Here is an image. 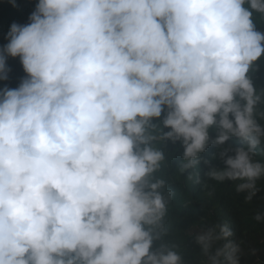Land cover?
Here are the masks:
<instances>
[{"label": "clouds", "instance_id": "clouds-1", "mask_svg": "<svg viewBox=\"0 0 264 264\" xmlns=\"http://www.w3.org/2000/svg\"><path fill=\"white\" fill-rule=\"evenodd\" d=\"M254 12L264 0H38L12 23L0 80L9 57L26 76L0 89V264H184L153 250L174 195L164 142L181 143L178 169L197 183L215 147L223 167L205 176L251 201L264 179ZM233 236L199 229L204 264H241Z\"/></svg>", "mask_w": 264, "mask_h": 264}, {"label": "trees", "instance_id": "trees-1", "mask_svg": "<svg viewBox=\"0 0 264 264\" xmlns=\"http://www.w3.org/2000/svg\"><path fill=\"white\" fill-rule=\"evenodd\" d=\"M37 2L38 0H0V50L8 42L6 34L11 24L28 23V17ZM245 6L247 7V3ZM253 20L257 30L264 32V19H261L259 13H253ZM7 66L8 79L0 80V89L16 88L26 76L19 57H9ZM248 75L258 92L264 89V54L254 62ZM258 110L264 111V105H259ZM162 118L163 114L160 119ZM214 135L210 130V136ZM241 144L242 141L234 137L226 142L232 148ZM160 147L166 154V162L160 174L168 179V187L174 195L169 201L165 218L167 234L154 241L153 250L158 249L161 244H169L179 252L184 264H204L201 248L194 239L198 230H206L213 224L226 222L234 233L231 239L240 245L241 264H264V223H258L254 219L257 213L264 210V179L257 181L259 191L251 201H246L247 193H237L234 182L220 183L205 176L209 168L223 167V162L214 155L217 152L215 147L210 145L201 154V161L194 170L200 177L198 183L187 178L192 170L182 174L178 169L183 152L179 141L164 142ZM256 159L264 161V149L258 150ZM205 160L208 161L207 164L204 163Z\"/></svg>", "mask_w": 264, "mask_h": 264}]
</instances>
